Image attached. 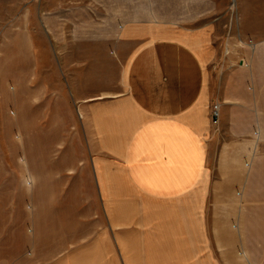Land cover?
<instances>
[{
    "label": "crops",
    "instance_id": "obj_1",
    "mask_svg": "<svg viewBox=\"0 0 264 264\" xmlns=\"http://www.w3.org/2000/svg\"><path fill=\"white\" fill-rule=\"evenodd\" d=\"M236 5L239 32L254 43L249 70L228 64L226 0L29 7L28 74L20 73L21 37L13 33L11 84L70 89L92 126V162L108 195L106 225L86 245L92 260L66 264H228L226 239L214 228L227 220V202L210 196L211 175L242 166L264 127V0ZM41 11L42 43L34 32ZM9 101L3 97L4 108ZM21 105L20 118L31 122L35 113Z\"/></svg>",
    "mask_w": 264,
    "mask_h": 264
},
{
    "label": "rangeland",
    "instance_id": "obj_2",
    "mask_svg": "<svg viewBox=\"0 0 264 264\" xmlns=\"http://www.w3.org/2000/svg\"><path fill=\"white\" fill-rule=\"evenodd\" d=\"M226 1L223 42L229 51L228 64L237 69L243 63L249 70L251 40L239 32L242 20L236 0ZM43 5L44 0H0V264L92 260L86 245L107 221L108 207L103 199L108 195L99 185L92 162V126L70 89H27V83L24 89H16L11 84L16 54L13 33L21 37L20 73L27 76L28 9L43 10ZM34 17L40 22L35 36L42 43V11ZM51 17L59 21V14ZM36 51L43 64V46L37 45ZM38 73L42 75L43 69ZM7 95L15 101L4 108L3 97ZM19 103L23 113H35L31 122L20 118ZM7 120H14L15 125L8 128ZM262 128L242 166L211 175L217 188L210 196L227 202V220L218 221L214 228L226 239L228 264H264ZM222 142V138L213 142L215 156ZM119 194L122 196V191Z\"/></svg>",
    "mask_w": 264,
    "mask_h": 264
},
{
    "label": "built area",
    "instance_id": "obj_3",
    "mask_svg": "<svg viewBox=\"0 0 264 264\" xmlns=\"http://www.w3.org/2000/svg\"><path fill=\"white\" fill-rule=\"evenodd\" d=\"M250 46H254V43L251 41ZM212 115H213V123L214 125H218L220 115H221V105L220 103H215L212 106Z\"/></svg>",
    "mask_w": 264,
    "mask_h": 264
}]
</instances>
